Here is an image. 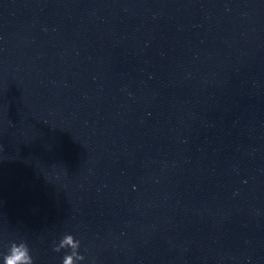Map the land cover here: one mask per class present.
<instances>
[{
	"label": "clouds",
	"instance_id": "9594fccd",
	"mask_svg": "<svg viewBox=\"0 0 264 264\" xmlns=\"http://www.w3.org/2000/svg\"><path fill=\"white\" fill-rule=\"evenodd\" d=\"M81 242L70 233H65L57 243L53 241L52 251L59 253L70 249L62 258V264H79L85 257L79 253ZM2 264H35L31 249L24 239L9 242L6 252H0Z\"/></svg>",
	"mask_w": 264,
	"mask_h": 264
}]
</instances>
